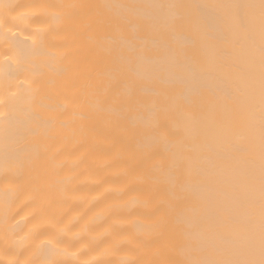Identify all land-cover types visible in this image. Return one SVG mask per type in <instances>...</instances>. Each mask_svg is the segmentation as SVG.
I'll use <instances>...</instances> for the list:
<instances>
[{
    "label": "bare ground",
    "instance_id": "bare-ground-1",
    "mask_svg": "<svg viewBox=\"0 0 264 264\" xmlns=\"http://www.w3.org/2000/svg\"><path fill=\"white\" fill-rule=\"evenodd\" d=\"M0 264H264V0H0Z\"/></svg>",
    "mask_w": 264,
    "mask_h": 264
}]
</instances>
